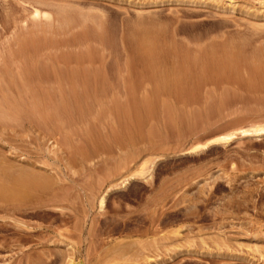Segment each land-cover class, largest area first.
Instances as JSON below:
<instances>
[{"label":"rangeland","instance_id":"rangeland-1","mask_svg":"<svg viewBox=\"0 0 264 264\" xmlns=\"http://www.w3.org/2000/svg\"><path fill=\"white\" fill-rule=\"evenodd\" d=\"M263 72L264 0H0V264H264Z\"/></svg>","mask_w":264,"mask_h":264},{"label":"bare ground","instance_id":"bare-ground-1","mask_svg":"<svg viewBox=\"0 0 264 264\" xmlns=\"http://www.w3.org/2000/svg\"><path fill=\"white\" fill-rule=\"evenodd\" d=\"M35 13L37 14V11ZM262 78H264V72L262 73ZM239 135H241V136H250L252 138L253 137L258 138V137L264 135V124L263 125H256V126H253V127H250V128H246V129H241L239 131ZM236 136H237L236 133H226V134H222V135L213 137L210 140H208V141H206V142H204L202 144H196V145H194L190 149V151H195V152L197 150L200 151V149H207L208 147H210L212 145H226L230 141H232ZM14 179H15V176L13 177V180ZM22 180L19 179L18 181L21 182ZM14 182H16V180ZM102 198H104V197H102ZM101 202H103L102 199H101ZM68 258H70V257H68Z\"/></svg>","mask_w":264,"mask_h":264}]
</instances>
